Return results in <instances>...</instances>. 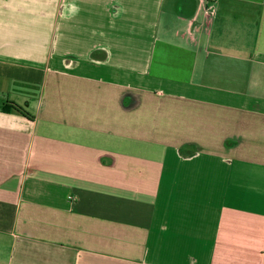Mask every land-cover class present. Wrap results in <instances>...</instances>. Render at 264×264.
<instances>
[{"label": "crops", "instance_id": "1", "mask_svg": "<svg viewBox=\"0 0 264 264\" xmlns=\"http://www.w3.org/2000/svg\"><path fill=\"white\" fill-rule=\"evenodd\" d=\"M0 264H264V0H0Z\"/></svg>", "mask_w": 264, "mask_h": 264}, {"label": "trees", "instance_id": "2", "mask_svg": "<svg viewBox=\"0 0 264 264\" xmlns=\"http://www.w3.org/2000/svg\"><path fill=\"white\" fill-rule=\"evenodd\" d=\"M1 110L6 113H9V112L19 113L28 119L33 118L30 113H28L24 108H22L21 106H19L18 104L14 102L7 101L6 103L3 104V106L1 107Z\"/></svg>", "mask_w": 264, "mask_h": 264}, {"label": "built area", "instance_id": "3", "mask_svg": "<svg viewBox=\"0 0 264 264\" xmlns=\"http://www.w3.org/2000/svg\"><path fill=\"white\" fill-rule=\"evenodd\" d=\"M191 29H192V31H195L196 30V26L194 25Z\"/></svg>", "mask_w": 264, "mask_h": 264}]
</instances>
